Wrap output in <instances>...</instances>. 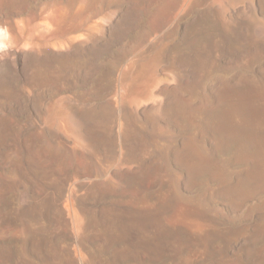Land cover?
Wrapping results in <instances>:
<instances>
[{
    "label": "rangeland",
    "instance_id": "rangeland-1",
    "mask_svg": "<svg viewBox=\"0 0 264 264\" xmlns=\"http://www.w3.org/2000/svg\"><path fill=\"white\" fill-rule=\"evenodd\" d=\"M1 1L4 3L3 7L0 6V79L6 85L2 86L0 81V111L2 110L0 117H6L5 121L7 120L8 124L13 121L12 125L10 124L13 133L22 135L21 137L32 133L41 136L45 134L44 137L50 136L48 139L52 140L53 131L61 133L62 138L55 139L54 146L58 155H66L69 161L68 174L71 178H69L70 184L67 183L66 186L68 189L65 191L66 197L70 194L71 187L76 190L75 197H80L84 194L83 188L86 186L84 184L108 180L121 191L124 190L123 200L134 202L136 206L147 210L154 198L161 196L167 188L165 184L152 181V175L151 178L149 177L152 180H147L145 189L128 188L122 179L117 178L116 173L119 170L123 172L133 170L137 164L117 162L114 158L105 157L102 151H94L89 141L85 140L86 132L83 127L75 123L77 120L75 115L81 110L89 111L102 107L104 109V103L106 109L110 103H116L121 109L125 107V110L122 109L124 113L121 112L116 116L117 123L129 124V126L131 124L130 127H133L137 135L149 137L147 140L150 141V149L154 152L166 151L165 149L170 151L174 147H179L186 139L184 137L197 140L198 146L202 145L203 149L211 152L214 144L207 134L206 138L204 135L200 137L197 128L201 126L199 123L203 124L202 122H210V120L199 116L197 118L200 120L198 119L196 125L181 127L173 121H167L163 116L164 111L168 108L169 101L176 104L177 102L183 104L184 101L192 108H199L209 94L213 99L211 92L215 86L230 85L231 88L234 87L233 91H236L235 98L245 91L251 92L250 98L255 102L251 99L247 100L248 104L252 103V107L247 106L255 110V113L257 110L261 112L258 111L259 114H255L249 124L255 125L256 130L264 129L262 123L257 120L258 118L260 122L264 121L262 116L264 100L261 101V98L264 99V0H25L19 5L12 6L6 4V0ZM133 4L137 18L131 30L120 39L115 36L112 48L105 50L99 44L101 41L99 39L108 36L110 29L119 21L123 9L133 8ZM200 50L204 52V62L206 66L208 65L203 71L193 72L175 58L181 53L192 56ZM59 51L69 55L67 64L60 63L58 56L62 54H51ZM25 54L34 55L32 62L22 63ZM174 58L176 60H173ZM37 72L45 73L48 82L36 89L32 88L27 75L31 74L33 77V73ZM55 72L60 74L57 80L53 75ZM195 80L199 85L195 86ZM3 94L15 96L10 105L2 97ZM235 98L233 96V102L237 101L235 102L237 104L239 99L234 100ZM224 108L225 105L221 107V114ZM12 111L14 113H11ZM233 124L238 128L244 125L240 116L234 117ZM70 127L74 130H67ZM48 132L50 134L47 135ZM77 137L81 139L77 140ZM235 140L234 143L232 142L234 145H230L226 150H218L215 154L216 159L223 161L222 168L225 175L227 174L225 177L228 181H234L236 175L250 166L241 161L236 162L245 150L243 143L249 142V137L243 138L242 135ZM259 148L262 149L263 146ZM44 149L45 152L50 153L47 145ZM249 150L256 153V150L260 149ZM234 160L236 163L233 162ZM182 168L173 162H169L167 166V172L170 170L168 174L178 182L174 187L178 186L175 189L179 194L174 213L165 218L166 221L169 219L171 224L183 225L193 234H202L213 228L209 219L211 213L216 214L215 216L219 215L222 221H228L232 225L249 224L250 227L256 222L259 214H264V182L261 189L256 190L244 201L243 207L230 208L229 204L225 205L229 201L215 198L214 201L211 200L214 202L212 203L206 199L205 194L219 185L210 174L198 177L195 180L197 182L189 184V187L185 179L188 178L186 170ZM1 169L0 174L10 172ZM18 197L19 192L9 194L11 208L15 209L23 203ZM21 222L13 221L9 226L0 227V233L8 239L0 245L1 247L11 246L15 251L14 249L20 248L18 240L23 238L24 229L39 230L38 227L42 228L41 224L47 226L46 221H41V224L38 223L40 221ZM238 237L243 239L239 240ZM237 238L233 240L236 243H231L232 245L230 244L229 248L223 251L224 254L226 252L228 254L220 253L221 255L215 257L221 261L219 264L255 263L249 256L246 259L245 255H242V250L262 248L264 240L246 243L249 247H246V244L244 247L240 243L244 242L245 238L240 236ZM206 257L200 260L201 264H211L210 262L215 259ZM169 262H171L169 259L160 258L151 259L146 264H172ZM16 263V259L12 258L1 264ZM123 264H134V262Z\"/></svg>",
    "mask_w": 264,
    "mask_h": 264
},
{
    "label": "bare ground",
    "instance_id": "bare-ground-1",
    "mask_svg": "<svg viewBox=\"0 0 264 264\" xmlns=\"http://www.w3.org/2000/svg\"><path fill=\"white\" fill-rule=\"evenodd\" d=\"M6 1V4L12 6L19 5L25 0ZM3 3L1 1L0 6H2ZM133 6L134 7L131 10L135 11V5L133 4ZM129 21L130 20H128L126 24H129ZM126 24H124V26ZM120 38L121 37H119V39ZM59 52H51V54H62L58 56V58H60L59 61L60 63L67 64L69 61V55H64V52ZM181 54L178 57H175L178 58L181 65H186L187 68L189 67L193 70V72L206 70L204 52H201V50L195 52L192 56L187 55V53L186 55ZM175 58L173 60H176ZM39 66L41 67V65H38V67ZM37 73H33V77H31V74L27 75L28 81L31 83L32 88L39 87L41 84L44 85L46 82H48V77L45 75V73ZM53 75L56 80L60 76L58 72L53 73ZM197 80L199 81V79ZM197 80L194 82L195 86L199 83ZM50 81H52V79H50ZM222 86L223 87L215 86L214 90L211 92V94L213 93L212 97L214 99V104L211 101L212 98L210 94V98L209 95L206 96L205 102L200 105L199 108H192L187 103L185 104L184 101L183 104H178L179 102L176 104L173 101H169L168 108H166L164 111L165 115H162L167 118V121H173L181 127L196 125V122L199 119L197 117L199 116L205 117V120H210V122H202L203 124L199 123L201 126H198L197 128L201 134L200 137L204 135L206 138V134L209 136L208 138H210L214 144L215 151H222L230 145H234L232 142L242 135L243 138L244 136L249 137V142L246 144L243 143L245 150L242 148L244 151L242 150L243 153L239 155L238 161L236 162L241 161V163L244 162L243 164L246 163L250 166H248V168L246 167L247 170L244 173L241 172V174H238V176L236 175V182L226 180L227 178L225 176L227 174L224 176L221 173V168L217 166L216 163H214L215 161L212 157L213 148L211 149L212 151L209 152L208 150L203 149L202 145H199L202 148L199 147L198 143H196L197 140H194L193 138L184 137L186 138L184 142L179 147L170 149V151H167V149H165L166 151L159 152L152 151L150 149V141L147 140L149 137L144 138L142 135L139 136L140 134L137 135L134 132L133 127H130L131 124L129 126V124L117 123L118 119L116 120V116L123 112L125 107H122V110L120 106L118 107V105H116V103L109 102L110 105L107 103L109 105L107 109L105 108L106 104L104 103V109L106 110H104L103 107L102 109H89V111L81 110L77 113V115H75L77 117L75 123L76 125L83 127L86 132L85 140L89 141L94 151H102L105 157L114 158V160L117 162H133L137 164V167H134L135 169L133 170L124 172L120 170L118 172L116 171L117 178L122 179L128 188L132 190H143L147 184V180H152L149 179L151 175L153 178L152 181L155 183H161L163 185L174 184L171 177L166 174L168 163L173 162L186 170L188 186L189 184H193L199 175H212V178L219 185H215L217 188L210 191L209 194H211L212 198L217 197L225 201H229V203H225V205L229 204L231 208L234 207V198L238 199L242 198L243 196H247V194H245L246 192H244L247 186L254 183H260L264 180V131H262L263 128L261 131H259V128L256 130V128H254L255 125H251V123L249 124L251 119L255 117V114H259L261 112L260 110H257V113H255V110L253 111L248 107L250 104L247 103V100L251 99L252 102H255V100L253 101L252 98H250L251 94L249 93L251 92L249 90L245 91L238 94V98H235L237 94L236 91H233V86L232 88L230 85ZM232 95L235 98L234 100L239 99L237 104L235 103L237 101L233 102ZM13 96L10 94H3L2 97H4V99H6L10 105V102L12 103L13 99H15V96ZM262 100L264 99L261 98V101ZM223 105H225L226 108H224V111L221 114L220 110ZM0 112H2V110ZM6 112L7 111H5V113ZM160 112L162 113V111ZM263 112L264 111H262V113ZM11 113L14 112L12 111ZM12 116L14 117V115ZM155 116L157 117L156 112ZM238 116H240V119L244 124L239 128L234 125L235 123L233 124L234 117ZM262 116H264V114ZM5 118L0 117V169L1 167H4V170L6 169V171L9 170L10 172H3L0 174V227H6V225L9 226V224L13 221H22L23 223L26 221V223L29 221H34V223L35 221H40L38 222L40 224L41 221H46L47 226L45 227L41 224L40 226L42 228L38 227L39 230H29V228L24 229L25 234L23 238L19 239L18 237L20 248L17 250L14 249L15 251H13L11 246H0V264L4 263L8 259L11 260L12 258L16 259V264H123L129 262H134V264H146L149 260L155 259L157 257V250L151 244L153 220L150 213L145 212L144 209L133 204V201V203H131L123 200L122 195L125 194V192H123L124 190L121 191L108 180L101 182H91L88 183V185L84 184L86 185L83 188L84 194L80 197H75L76 190L75 188L71 187L72 189H69L70 194L66 197L65 191H68L66 186L70 181L69 178H71V176L69 177L68 174L70 173L69 161L68 157L63 153H61L63 155H58V151L54 146V140L62 138L61 133L57 132L56 130L55 132L53 131L51 133L53 138L52 140L48 139L50 136L44 137L45 134L44 136H41L32 132V134L29 133L30 135H27L26 137H21L22 135L20 136L18 134V136L16 135L17 133H13L11 128L13 121H11L10 125L7 123V120L5 121ZM255 120H253L254 124H256ZM257 120L259 123H262L264 127V119H261L263 122H260L258 118ZM69 129L70 131L74 130L73 127H70L67 130ZM18 130L19 129H17V131ZM256 131H259V133H256ZM195 133L197 134V132ZM48 134L50 133L48 132L47 135ZM257 134L259 135L257 136ZM200 137H198V139ZM253 137H256V139ZM76 139L79 140L78 137ZM44 144L49 147L50 153L45 152L46 149H44ZM261 145L263 146L262 149L259 148ZM252 148H257L260 150H256V153L250 152L249 149ZM233 162H235V160ZM169 171L170 170H168V173ZM175 183L178 182L175 181ZM165 187L166 186H164V188ZM12 192H19L18 200L23 201V203H20L21 205L15 209L13 207L11 208V202H9L8 199L9 194ZM207 194L208 193L205 195ZM208 205H210V203ZM87 209H89L88 213L86 212L88 211ZM90 212L91 217L89 216ZM252 228L253 230L250 229L249 231H234L231 236L233 240H236L237 236H240L241 238L247 237L250 239L264 240V224L261 223ZM242 239L239 238V240ZM6 240L8 239H6L5 235L0 233V245L5 243ZM234 242L235 241L231 243ZM229 244L230 241H228L227 245ZM254 245L255 244H253V246ZM207 247L208 243L205 244V249ZM236 249L239 250V248ZM242 251V255H245L246 259L249 256L252 259V262H255L254 264H264V246L259 249H244ZM220 253L224 254L223 251H220L219 254H217V257L218 255H221ZM204 255L205 253H203L200 248L195 252V254H193V259L201 260ZM207 259L204 260L207 261ZM239 262L241 263V259Z\"/></svg>",
    "mask_w": 264,
    "mask_h": 264
},
{
    "label": "water",
    "instance_id": "water-1",
    "mask_svg": "<svg viewBox=\"0 0 264 264\" xmlns=\"http://www.w3.org/2000/svg\"><path fill=\"white\" fill-rule=\"evenodd\" d=\"M132 8H124L123 13L119 18V25H116L110 29V33L108 36H105L103 38H100V45L102 48H105V50H110L112 46L114 45L113 37H123L125 36L130 30L131 26L135 23V20L137 18V14L131 10ZM129 21V24H126V22ZM126 24L125 26H123ZM117 28V29H116ZM34 55L32 54H25L22 60V63H29L32 62V59ZM25 58V60H24ZM26 59L28 60L26 62ZM23 66V65H22ZM0 81H2L0 79ZM6 85L4 81H2V86ZM229 147L225 148L224 150L228 149ZM216 151H212V157L215 161L217 166H219L221 169V173L225 176V171L222 168L223 161L216 159ZM217 169V167H216ZM246 171V170H245ZM244 171V172H245ZM242 172V173H244ZM166 174L167 168H166ZM241 174V173H240ZM205 175V174H202ZM199 175L198 177L202 176ZM174 182V184L166 185L167 188H165L163 194L161 196H158L154 198L152 205L149 207V209L144 210L147 213L151 214L153 225H152V232H151V244L152 246L157 250V257L156 260L160 258H166L169 259L172 264H200V260L193 259V254L201 248V251L205 253L204 257H213L215 258L217 256V253L220 251H225L227 247L231 244L232 233L234 231H244V230H253L252 227L259 225L261 223L264 224V214H260L257 217L256 222L251 225L249 224L245 225H232L230 222H224L221 220V217L215 216L212 213L209 216V219L212 223L213 228L209 230L208 232L202 233V234H193L191 233L186 227L182 225H173L170 222L166 221L167 216H172L174 213L178 201H179V194L178 191L175 189V181L173 180L172 176L169 175ZM212 176V175H211ZM198 179V178H197ZM196 179V180H197ZM188 181V178H187ZM231 182H236V179ZM264 180L257 184H250L246 187L245 194H247L246 197L242 198H234L235 201L234 206L235 207H243L244 201H246L252 193H254L256 190L261 189L262 183ZM210 193V192H209ZM206 195V199L213 200L215 199L211 197V194ZM217 198V197H216ZM232 203V202H231ZM87 213L89 212V209H87ZM92 212V211H91ZM91 212L89 213V216L91 217ZM213 215V216H211ZM244 242L240 243V245L244 246L246 243L254 242L256 243L259 239H250L247 237H244ZM228 241H230V244H228ZM208 243V247L205 249V244ZM255 246V245H254ZM246 247H249L246 244ZM204 249V250H202ZM248 249V250H254ZM192 251V253H191ZM219 260L215 258L211 264H219Z\"/></svg>",
    "mask_w": 264,
    "mask_h": 264
}]
</instances>
